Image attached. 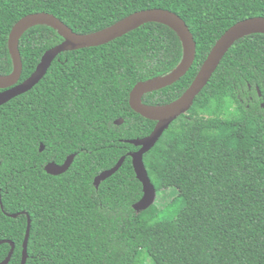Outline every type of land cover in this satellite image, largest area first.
<instances>
[{"label": "trees", "instance_id": "trees-1", "mask_svg": "<svg viewBox=\"0 0 264 264\" xmlns=\"http://www.w3.org/2000/svg\"><path fill=\"white\" fill-rule=\"evenodd\" d=\"M155 7L186 21L196 56L179 80L143 96L149 105L176 100L229 27L264 16V0H0V74L13 69L9 34L27 14L49 12L87 34ZM63 40L51 26L30 27L19 42V82ZM182 55L172 27L148 22L59 53L34 87L0 105V239L15 244L8 264H21L28 216L26 264H264V33L229 48L191 108L145 153L157 193L176 190L166 203L171 216L156 202L133 207L143 184L128 155L139 147L127 140L149 135L156 121L133 110L129 94ZM73 153L65 172L46 170ZM124 155L96 186L95 177ZM10 248L0 244V262Z\"/></svg>", "mask_w": 264, "mask_h": 264}, {"label": "water", "instance_id": "water-1", "mask_svg": "<svg viewBox=\"0 0 264 264\" xmlns=\"http://www.w3.org/2000/svg\"><path fill=\"white\" fill-rule=\"evenodd\" d=\"M148 22L164 23L172 27L181 38L183 55L180 62L171 71L157 77L139 81L134 85L129 94L131 108L142 116L156 121L154 129L149 135L142 138L127 140V142L139 147L137 150L128 153V155L132 157L136 176L143 184V196L133 205L134 209L137 211L144 210L151 206L155 202L157 195L156 188L149 177L144 162L145 153L156 144L163 132L175 119L191 108L196 96L207 84L229 48L245 35L251 33H264V16L248 17L229 27L215 42L189 87L176 100L164 105H149L144 103L142 98L148 92L161 89L179 80L190 69L196 56V41L186 21L176 12L166 8L155 7L142 9L124 17L110 26L87 34L75 32L64 21L49 12L41 11L27 14L13 25L9 34L8 47L13 61V69L7 75L0 74V105H2L11 98L34 87L46 74L53 60L59 53L67 50L105 44ZM38 24L53 27L64 37V40L48 49L43 54L34 72L25 80L19 82L23 70L19 42L22 35L30 27ZM122 122V118L115 120L116 124H121ZM43 148L44 145L41 144L40 150ZM75 155V153L68 155L61 164L54 161L47 163L46 170L51 174L65 172L73 162ZM125 158L126 155L122 156L112 168L98 174L95 177L96 186H98L102 180L116 172L125 161ZM0 204L2 206L1 193ZM10 215L15 217L17 213ZM30 225L31 219L28 216L21 264H26L28 258ZM4 242H9L11 248L6 258L1 261L0 264H8L15 250L13 241L0 239V244Z\"/></svg>", "mask_w": 264, "mask_h": 264}, {"label": "rangeland", "instance_id": "rangeland-1", "mask_svg": "<svg viewBox=\"0 0 264 264\" xmlns=\"http://www.w3.org/2000/svg\"><path fill=\"white\" fill-rule=\"evenodd\" d=\"M175 193L176 190L173 188L163 189L157 193L155 202L160 206L162 216L164 217L171 216V212L168 211L166 207V203L170 201V199L172 198L173 195H175Z\"/></svg>", "mask_w": 264, "mask_h": 264}]
</instances>
